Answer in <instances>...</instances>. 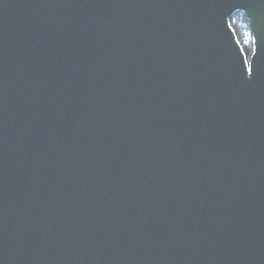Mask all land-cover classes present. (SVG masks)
Segmentation results:
<instances>
[{
  "label": "water",
  "instance_id": "obj_1",
  "mask_svg": "<svg viewBox=\"0 0 264 264\" xmlns=\"http://www.w3.org/2000/svg\"><path fill=\"white\" fill-rule=\"evenodd\" d=\"M0 264H264V0H0Z\"/></svg>",
  "mask_w": 264,
  "mask_h": 264
},
{
  "label": "trees",
  "instance_id": "obj_2",
  "mask_svg": "<svg viewBox=\"0 0 264 264\" xmlns=\"http://www.w3.org/2000/svg\"><path fill=\"white\" fill-rule=\"evenodd\" d=\"M230 24L236 34V37L242 46L247 59L253 51V39L249 21L242 11H237L230 17Z\"/></svg>",
  "mask_w": 264,
  "mask_h": 264
}]
</instances>
